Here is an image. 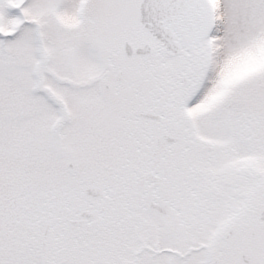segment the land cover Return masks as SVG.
Here are the masks:
<instances>
[{"label":"snow or ice","instance_id":"1","mask_svg":"<svg viewBox=\"0 0 264 264\" xmlns=\"http://www.w3.org/2000/svg\"><path fill=\"white\" fill-rule=\"evenodd\" d=\"M0 264H264V0H0Z\"/></svg>","mask_w":264,"mask_h":264}]
</instances>
